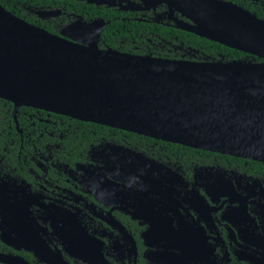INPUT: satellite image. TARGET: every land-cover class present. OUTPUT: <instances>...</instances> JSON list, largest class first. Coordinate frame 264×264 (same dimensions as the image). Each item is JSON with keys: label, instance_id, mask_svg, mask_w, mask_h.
Masks as SVG:
<instances>
[{"label": "flooded vegetation", "instance_id": "1", "mask_svg": "<svg viewBox=\"0 0 264 264\" xmlns=\"http://www.w3.org/2000/svg\"><path fill=\"white\" fill-rule=\"evenodd\" d=\"M11 1L73 44L264 62L192 43L191 20L158 0ZM215 1L264 21V0ZM0 264H264V163L0 104Z\"/></svg>", "mask_w": 264, "mask_h": 264}, {"label": "water", "instance_id": "2", "mask_svg": "<svg viewBox=\"0 0 264 264\" xmlns=\"http://www.w3.org/2000/svg\"><path fill=\"white\" fill-rule=\"evenodd\" d=\"M184 31L264 60V21L215 0H158ZM0 99L264 163V62H189L70 43L0 5Z\"/></svg>", "mask_w": 264, "mask_h": 264}, {"label": "trees", "instance_id": "3", "mask_svg": "<svg viewBox=\"0 0 264 264\" xmlns=\"http://www.w3.org/2000/svg\"><path fill=\"white\" fill-rule=\"evenodd\" d=\"M0 5H1L4 9L11 11L13 3H12L11 0H0ZM185 35H187L188 37L191 38L190 41H191L192 43L195 42V43H198V44L203 45V42H205V43L207 44V46L211 45L212 47H215L216 49H221V50H224V51L226 50L228 53H230L231 58H237V57H240V56L243 55V54H241V53H237V52H235V51H233V50L226 49L224 46H221V45H219V44L212 43V42H208V41H206V40H204V39H201V38H199V37H195V36H193V35H191V34H189V35H188V34H185ZM194 40H195V41H194ZM226 51H225V52H226ZM221 52H222V51H221ZM3 103H6V102L0 100V104H3ZM2 116H3L2 119L4 120L5 115H2ZM3 120H2V121H3ZM2 124H3V123H2Z\"/></svg>", "mask_w": 264, "mask_h": 264}]
</instances>
